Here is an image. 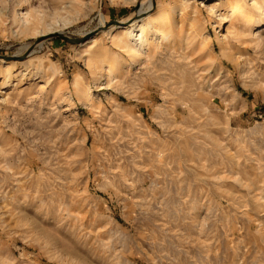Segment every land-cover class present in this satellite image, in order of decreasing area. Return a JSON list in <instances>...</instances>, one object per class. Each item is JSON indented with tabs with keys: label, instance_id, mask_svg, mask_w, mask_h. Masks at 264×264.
<instances>
[{
	"label": "rangeland",
	"instance_id": "374dc122",
	"mask_svg": "<svg viewBox=\"0 0 264 264\" xmlns=\"http://www.w3.org/2000/svg\"><path fill=\"white\" fill-rule=\"evenodd\" d=\"M68 1L51 28L70 38L137 8ZM18 3L30 10L0 0V55H25L9 73L0 60V264H264V25L252 41L207 4L195 21L179 0H152L169 37L151 28L146 57L119 54L107 87V67H85L92 43L52 33L27 56Z\"/></svg>",
	"mask_w": 264,
	"mask_h": 264
},
{
	"label": "bare ground",
	"instance_id": "6f19581e",
	"mask_svg": "<svg viewBox=\"0 0 264 264\" xmlns=\"http://www.w3.org/2000/svg\"><path fill=\"white\" fill-rule=\"evenodd\" d=\"M36 1L37 0H26V4L28 5L29 3L28 6H30V10L26 11V13H23L22 11V4L18 3L19 7L17 8V10H13L11 18L12 23L25 26L26 33H31L36 40L32 44H26L21 48V50L24 51L27 56L32 55L33 53H35V51L42 47L43 42L39 40L40 38L52 33L59 32V30L51 28V25L56 24V18L58 19L60 14L63 11L65 12L67 8L66 6L68 4L66 3L68 0H53L54 11H52L53 13L51 14L44 10L42 7L38 6L40 3L37 5ZM46 1L44 3H47ZM179 1L182 4H185V6L187 5L191 8V16L194 17L195 21H198L197 16L200 13V9L198 8L197 4L201 6L203 4H207L208 7H206V10L219 12L216 16L219 21L229 22V27L233 28L232 34H234L235 36L247 37L252 41L256 40L255 29L260 27L261 25H264V0H251L249 4L247 0ZM68 2L69 4H71L73 0H69ZM133 2L135 3L137 8L129 17L126 18V20H120L117 22L121 26L117 23H114L107 29H104L103 33L99 36H106L119 53H115L110 56L104 54L103 49L99 48L100 43L98 40V36L91 39L89 38L88 41H85L87 40L85 37L86 35H88V33H85L86 35L82 34L80 37L82 42L80 41V44L78 45H83L85 43L93 44L91 46L93 47L91 52L89 51L91 55L88 56V59L85 62V67L93 76L95 75V71L99 70L101 74V72L105 70L104 67H107V69L105 70V72L107 73V78L105 79L107 81V87L111 85V77L114 75V65L120 62L119 54L127 56L128 59L132 61L140 58H145L147 55V50L153 44H155V41L157 40V38L148 37L149 30L151 28L154 29L156 34H160L161 42H165L170 34L168 30L167 32L165 31L168 25H170L171 20L170 15L165 8H162L161 12L154 15L152 0H133ZM249 7H251V10H249ZM226 18L228 20H226ZM129 19H131V21L128 25H126ZM103 24L104 19L101 16L98 29H96L98 30V32L101 31L102 27H104L101 26ZM123 24H125L126 26H123ZM217 41H220V39L217 38ZM13 57L18 56L14 55ZM0 60L4 61L3 59ZM12 60L17 61V59ZM11 63V60H9L8 62L4 61L2 63L5 72L9 73L13 69ZM74 74L75 76L73 75V83L71 86L72 91L76 95L78 100H82L86 103L87 101L93 99V94L91 93L90 88H88L86 91L83 90L84 86L82 85L81 73L77 72ZM4 83L6 85L8 83V80L6 79ZM88 103L90 108H92V102Z\"/></svg>",
	"mask_w": 264,
	"mask_h": 264
},
{
	"label": "water",
	"instance_id": "95a60500",
	"mask_svg": "<svg viewBox=\"0 0 264 264\" xmlns=\"http://www.w3.org/2000/svg\"><path fill=\"white\" fill-rule=\"evenodd\" d=\"M96 32H98V30ZM90 35L91 34L86 35L85 38L86 39L90 38ZM54 37L62 39V40L69 41L70 43H74V44H77V43H79L81 41V38H70V37H68L66 35H63V34H60V33H56L54 35ZM24 56L23 57H13V56H2V55H0V59H3L4 61H9V60H12V59L22 60L24 58Z\"/></svg>",
	"mask_w": 264,
	"mask_h": 264
}]
</instances>
